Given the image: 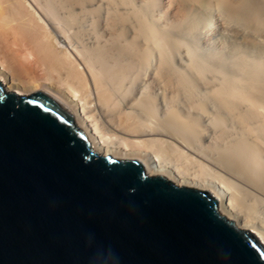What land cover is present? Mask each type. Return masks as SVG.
Returning <instances> with one entry per match:
<instances>
[{
	"label": "bare ground",
	"instance_id": "6f19581e",
	"mask_svg": "<svg viewBox=\"0 0 264 264\" xmlns=\"http://www.w3.org/2000/svg\"><path fill=\"white\" fill-rule=\"evenodd\" d=\"M0 72L264 237V0H0Z\"/></svg>",
	"mask_w": 264,
	"mask_h": 264
},
{
	"label": "water",
	"instance_id": "95a60500",
	"mask_svg": "<svg viewBox=\"0 0 264 264\" xmlns=\"http://www.w3.org/2000/svg\"><path fill=\"white\" fill-rule=\"evenodd\" d=\"M0 264H264L213 189L108 152L72 105L0 72Z\"/></svg>",
	"mask_w": 264,
	"mask_h": 264
},
{
	"label": "rangeland",
	"instance_id": "374dc122",
	"mask_svg": "<svg viewBox=\"0 0 264 264\" xmlns=\"http://www.w3.org/2000/svg\"><path fill=\"white\" fill-rule=\"evenodd\" d=\"M191 44L194 45L196 48H200L199 43H197L196 41H192ZM182 47H183V49H188V46L187 45H183ZM200 50L201 49H199V51Z\"/></svg>",
	"mask_w": 264,
	"mask_h": 264
}]
</instances>
